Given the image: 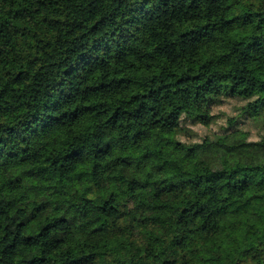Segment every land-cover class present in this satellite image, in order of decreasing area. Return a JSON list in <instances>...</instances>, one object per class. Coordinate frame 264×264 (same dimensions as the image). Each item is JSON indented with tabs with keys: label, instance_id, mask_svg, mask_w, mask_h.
I'll return each mask as SVG.
<instances>
[{
	"label": "clouds",
	"instance_id": "obj_1",
	"mask_svg": "<svg viewBox=\"0 0 264 264\" xmlns=\"http://www.w3.org/2000/svg\"><path fill=\"white\" fill-rule=\"evenodd\" d=\"M262 43L264 0H0V264H264Z\"/></svg>",
	"mask_w": 264,
	"mask_h": 264
},
{
	"label": "trees",
	"instance_id": "obj_2",
	"mask_svg": "<svg viewBox=\"0 0 264 264\" xmlns=\"http://www.w3.org/2000/svg\"><path fill=\"white\" fill-rule=\"evenodd\" d=\"M186 12H188L189 14L193 13L196 11V8H192V9H186ZM147 27V26H146ZM258 52L259 53H264V43L260 44L258 46ZM185 55H187V51H185ZM63 100H61V105H63ZM11 158L14 160L15 159V154H12ZM11 208H0V215H6L8 211H10ZM21 217H24V212L21 210L19 212V215L17 217V219H19V223L17 224L18 228H22L24 226L25 220L21 219Z\"/></svg>",
	"mask_w": 264,
	"mask_h": 264
}]
</instances>
